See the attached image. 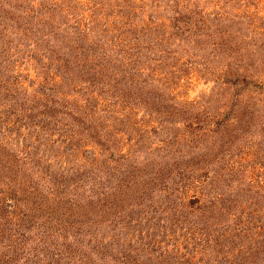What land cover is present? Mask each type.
Returning a JSON list of instances; mask_svg holds the SVG:
<instances>
[{
    "label": "rangeland",
    "instance_id": "1",
    "mask_svg": "<svg viewBox=\"0 0 264 264\" xmlns=\"http://www.w3.org/2000/svg\"><path fill=\"white\" fill-rule=\"evenodd\" d=\"M0 264H264V0H0Z\"/></svg>",
    "mask_w": 264,
    "mask_h": 264
}]
</instances>
